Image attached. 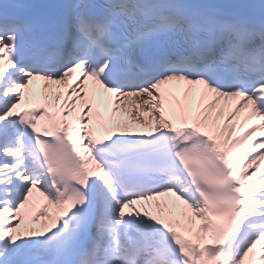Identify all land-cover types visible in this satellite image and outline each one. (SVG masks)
Wrapping results in <instances>:
<instances>
[{
    "label": "snow or ice",
    "instance_id": "1",
    "mask_svg": "<svg viewBox=\"0 0 264 264\" xmlns=\"http://www.w3.org/2000/svg\"><path fill=\"white\" fill-rule=\"evenodd\" d=\"M0 264H264V0H0Z\"/></svg>",
    "mask_w": 264,
    "mask_h": 264
}]
</instances>
